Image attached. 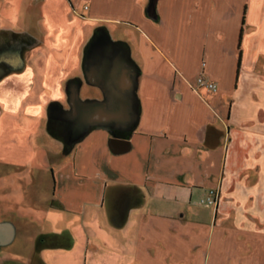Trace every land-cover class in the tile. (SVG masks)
<instances>
[{"label": "crops", "instance_id": "obj_1", "mask_svg": "<svg viewBox=\"0 0 264 264\" xmlns=\"http://www.w3.org/2000/svg\"><path fill=\"white\" fill-rule=\"evenodd\" d=\"M17 1L0 0L3 263L264 264V0ZM104 51L135 120L69 140L71 96L108 98Z\"/></svg>", "mask_w": 264, "mask_h": 264}, {"label": "flooded vegetation", "instance_id": "obj_2", "mask_svg": "<svg viewBox=\"0 0 264 264\" xmlns=\"http://www.w3.org/2000/svg\"><path fill=\"white\" fill-rule=\"evenodd\" d=\"M95 62L91 67L96 80L101 81L107 88L108 98L100 102H79L70 98L72 107L65 112L58 114V117L64 121L66 137L69 140H75L83 135L93 125L102 123L107 125L115 133L121 129L128 128L135 120V104L132 95L133 88L126 91L116 90L113 81V74H117L119 79L120 66L116 57L110 56L104 51L102 54L94 57ZM133 87V86H132ZM73 95V94H72ZM106 114L116 113L120 115L119 119H113L105 122H97L100 112Z\"/></svg>", "mask_w": 264, "mask_h": 264}, {"label": "water", "instance_id": "obj_3", "mask_svg": "<svg viewBox=\"0 0 264 264\" xmlns=\"http://www.w3.org/2000/svg\"><path fill=\"white\" fill-rule=\"evenodd\" d=\"M124 84H121L120 83H116V85L114 86V88L116 90H123V91H126L128 90V88H133L132 85V81L130 80L129 77H126L125 78V81L123 82ZM73 100H77L79 102H82L78 99V95L77 93H75V95L73 96ZM70 106L72 107V103L70 102ZM120 118V115L119 113L116 114V113H111V114H106L104 112L102 113H99L98 114V120L97 122H105V121H109V120H113V119H119ZM129 142L126 140V139H122V138H119V137H112L110 138L109 140V144H110V147L112 148V150L114 152H123L127 149L128 147V144ZM12 237V229L8 226H4V227H0V244H6L10 241Z\"/></svg>", "mask_w": 264, "mask_h": 264}, {"label": "built area", "instance_id": "obj_4", "mask_svg": "<svg viewBox=\"0 0 264 264\" xmlns=\"http://www.w3.org/2000/svg\"><path fill=\"white\" fill-rule=\"evenodd\" d=\"M198 86H206L208 89L215 91L216 86L211 82H206L203 78L197 80ZM219 201V192L217 190H210L207 197L201 200V203L208 206H216Z\"/></svg>", "mask_w": 264, "mask_h": 264}, {"label": "rangeland", "instance_id": "obj_5", "mask_svg": "<svg viewBox=\"0 0 264 264\" xmlns=\"http://www.w3.org/2000/svg\"><path fill=\"white\" fill-rule=\"evenodd\" d=\"M20 6V0L17 1V3H15V11L17 12L18 7ZM67 106H70V103H68L67 101ZM57 124V123H55ZM57 126V125H56ZM57 129V127L55 128V130ZM12 252V249H6V250H2L0 249V264H4L3 262L6 260H9L12 258V256L10 254H8L7 252Z\"/></svg>", "mask_w": 264, "mask_h": 264}, {"label": "trees", "instance_id": "obj_6", "mask_svg": "<svg viewBox=\"0 0 264 264\" xmlns=\"http://www.w3.org/2000/svg\"><path fill=\"white\" fill-rule=\"evenodd\" d=\"M57 123V124H55ZM57 125V126H56ZM57 127V129L55 130V128ZM49 131L50 133L54 136V137H59V130H58V122L54 119L53 115H51V119L49 120ZM66 149H70L72 147V144L66 142L65 143Z\"/></svg>", "mask_w": 264, "mask_h": 264}]
</instances>
